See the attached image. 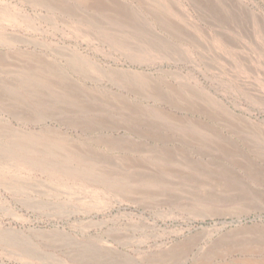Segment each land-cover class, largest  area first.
Masks as SVG:
<instances>
[{"label": "rangeland", "instance_id": "1", "mask_svg": "<svg viewBox=\"0 0 264 264\" xmlns=\"http://www.w3.org/2000/svg\"><path fill=\"white\" fill-rule=\"evenodd\" d=\"M263 25L0 0V264H264Z\"/></svg>", "mask_w": 264, "mask_h": 264}, {"label": "bare ground", "instance_id": "2", "mask_svg": "<svg viewBox=\"0 0 264 264\" xmlns=\"http://www.w3.org/2000/svg\"><path fill=\"white\" fill-rule=\"evenodd\" d=\"M55 4V3H54ZM48 7V6H47ZM258 24V23H257ZM264 26V25H263ZM257 28V27H256ZM253 30H254V28H253ZM258 32V31H257ZM255 33V32H254ZM256 34V33H255ZM256 36H257V34H256ZM88 152V151H87ZM131 164V163H130ZM103 171H106V170H103ZM109 174V173H108Z\"/></svg>", "mask_w": 264, "mask_h": 264}]
</instances>
